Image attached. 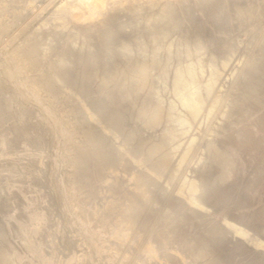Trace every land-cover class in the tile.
<instances>
[{
    "label": "bare ground",
    "instance_id": "bare-ground-1",
    "mask_svg": "<svg viewBox=\"0 0 264 264\" xmlns=\"http://www.w3.org/2000/svg\"><path fill=\"white\" fill-rule=\"evenodd\" d=\"M147 1L65 0L52 16L61 24L60 33L55 34L49 49L61 53L59 66L71 64L68 74L71 78L90 66L94 67L93 75L99 76L103 70L96 61L97 53L103 50L107 63L116 56L113 45L119 34L125 29L134 30L132 39L118 55H137L146 58L147 64L138 62L118 67L115 74L121 77L95 94L108 114L111 113L106 105L117 82L123 85L117 91L122 102L137 94L140 96L130 112L117 117L121 122L133 114L129 138H135L144 124L154 128L161 122L162 107L158 103L151 108L144 107L155 83L147 78L156 64L161 65L159 79L170 72L176 73L174 96L179 100L170 103L167 110L184 107L188 111L187 118L166 120L169 134L170 128H186L190 118L201 111L202 100L193 99L206 96L210 87L188 85V79L199 65L194 61L183 67L182 59L199 55L209 44L220 43L218 56L208 69V74H212L219 64L235 54L236 34L254 31L264 22V0H156V6L150 8ZM126 8L132 12L124 20L98 23L106 12L119 14ZM207 8H211L208 16L202 17ZM176 9L178 13H174ZM75 13L87 22L85 27L71 21L78 19ZM207 23L214 26L210 34L205 30ZM69 27L70 33L65 34ZM152 27L158 28L155 41L161 40L170 29L175 36L162 47L148 51V31ZM187 31H193L195 39L174 47V39ZM29 45L30 41L26 40L12 54L0 58V181L3 179L0 182V264H61L56 253L44 256L43 251L48 245H56L67 232L75 239L69 238L63 250L69 251L80 242L86 254L82 259L70 258L64 264H99L102 255L122 245L121 240L110 241L102 232L112 222L115 204L121 200L126 202L127 212L113 224L112 236H120L123 222L134 223L145 202H133L123 182H115L107 196L102 194L99 184L102 172L94 158L100 142H78L71 129L73 120L59 113L61 101L54 96H42L44 83L28 76L37 51L33 50L30 55ZM162 54L167 57L161 59ZM107 77L101 76L102 80ZM166 89L167 85H163L156 98ZM85 94L89 95V91L85 90ZM227 109L230 113L234 111L233 116L205 148L208 156L203 168L207 173L201 193L217 216L232 214L238 225L223 227L210 214L198 219L186 218L172 205L152 229H149L151 217L145 221L142 231L150 230L149 248L137 264H149L153 258L179 264L178 261L187 257L189 264H264V255L253 253L246 244L249 234L244 231L245 227H251L253 234L264 237V35L259 48L250 55ZM147 118L149 121L145 123ZM110 148L107 146L105 150ZM169 149L153 139L138 152L154 159ZM201 162L200 157L196 164ZM145 183L141 181L139 187ZM197 192L198 187L190 184L185 190L193 198ZM102 215L105 217L98 223ZM202 226H207L203 234L199 229ZM235 235L244 241L231 244ZM128 255L127 251L123 257ZM107 264L122 263L111 259Z\"/></svg>",
    "mask_w": 264,
    "mask_h": 264
},
{
    "label": "rangeland",
    "instance_id": "rangeland-1",
    "mask_svg": "<svg viewBox=\"0 0 264 264\" xmlns=\"http://www.w3.org/2000/svg\"><path fill=\"white\" fill-rule=\"evenodd\" d=\"M64 1L0 0V58L12 54L26 40L30 41L29 54L31 55L35 49L37 51L32 60L31 69L28 70V76L40 79L44 83L41 93L43 97L54 96L61 101L58 107L59 113L64 118L73 120L71 129L78 142L90 141L93 144L100 142L94 152V158L102 172L99 179V184L102 185V194L107 196L115 182H123L128 193L132 195L133 202H145L144 210L134 223L123 222L120 236H112L113 224L120 221L127 212L126 202L121 200L115 204L112 222L107 224L102 232L110 241L121 240L122 245L102 255L99 264H107L111 259H116L117 263L121 262L122 264H137L140 258L146 256L149 248L148 233L150 230L142 231L145 221L151 217L149 229H152L166 215L172 205L177 206L186 218L198 219L210 214L213 216V220L223 227L225 225L237 226L238 222L232 214L217 216L212 204L204 201L201 190L204 184L203 178L207 173L203 168L208 156L205 148L207 143L213 141L216 135L221 132L228 119L234 114V111L232 113L228 111L227 104L236 93L240 75L248 66L250 55L260 46L264 35V22L254 31L237 33L235 37L238 49L235 54L225 63L219 64L212 74H208V69L218 56L220 43L209 44L199 55L191 54L182 59L183 67H188L194 61H197L199 65L195 74L188 79L187 84H199L201 88H205L207 85L210 87L206 96L193 99V101L202 100L201 111L190 118L186 128H170L169 134L166 131V120L176 121L180 118H187L188 111L184 107H176L173 111L167 110L170 103H177L179 100L178 96H174L176 88L173 83L176 73L170 72L164 79H159L161 65L160 63L156 64L147 78L148 81L155 83L154 88L148 93L150 99L144 107L151 108L155 103H158L162 107V113L159 115L161 122L154 128L144 124L135 138H129L128 132L133 124V114H128L121 122L117 120V117L130 112L140 96L137 94L122 102L117 91L123 85L117 82L114 86V94L106 105L111 113L108 114L101 108L95 94L121 77V75L115 74L118 67L138 62H141L143 66L147 64L146 58L137 55L129 57L118 55V51L132 39L134 30L125 29L119 34V38L113 45L116 56L107 63L104 62L106 53L103 50L97 53L96 61L101 64L103 70L99 76L93 75L94 67L90 66L79 71L75 78L68 77L72 69L71 64L68 62V65L59 66L58 62L62 58L61 53L49 49L55 34L60 33L59 26L61 24L52 16ZM147 2L149 3L148 8L155 7L157 3L156 0ZM210 9L207 8L202 13V17H207ZM131 10V8H126L119 14L108 11L102 15L98 23H114L117 19L124 20L131 14ZM174 13H178V10L176 9ZM74 16L78 19L72 18L71 21L77 26H86L87 22L77 17V13ZM213 27L211 23H207L205 30L210 34L214 30ZM64 33L69 34L70 27L65 29ZM157 35V27H152L148 31V51L162 47L167 41L173 40L175 36L173 29H170L161 40L155 41L154 38ZM195 36L193 31H187L174 39V47H178L186 40L195 39ZM207 39L210 40V36ZM89 45L93 47L94 44L90 43ZM166 57L167 54H162L160 58ZM103 75L108 76L106 80H102L101 76ZM163 85H167L166 91L160 95V98H156ZM85 90L89 91V95L85 94ZM148 121V118L145 119V123ZM153 139L169 146V151L154 159L140 155L138 149ZM107 146H111L110 150H105ZM200 157L202 162L197 165L196 161ZM141 181H146V183L139 187ZM37 182L41 187L44 186L41 181ZM189 184L198 187V194L195 198L185 193ZM104 217V215L100 216L98 223ZM199 229L203 234L206 232L207 226H202ZM244 231L249 234L246 244L251 251L257 255H264V237L261 234H253L251 227H245ZM69 238L75 239L70 232H67L56 245H48L43 251L44 256L56 253L61 264L70 258L82 259L86 254V248L80 242H77L69 251L63 250V246ZM243 241L242 237L235 235L231 238L230 243L236 244ZM127 251L129 255L124 258ZM189 261L190 258L187 257L178 262L179 264H189ZM149 264L169 263L153 258Z\"/></svg>",
    "mask_w": 264,
    "mask_h": 264
}]
</instances>
